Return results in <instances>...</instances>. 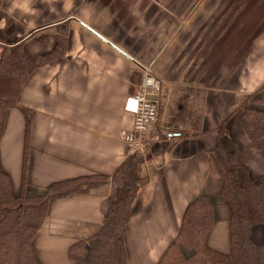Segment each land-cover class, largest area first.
I'll return each mask as SVG.
<instances>
[{
	"label": "crops",
	"instance_id": "1",
	"mask_svg": "<svg viewBox=\"0 0 264 264\" xmlns=\"http://www.w3.org/2000/svg\"><path fill=\"white\" fill-rule=\"evenodd\" d=\"M223 1L196 16L189 0H0V52L17 43L32 57L55 52L19 93V106L33 112L28 147L25 114L19 107L6 113L0 168L13 193L22 191L24 171L25 191L42 193L55 181L113 175L136 153L145 183L120 263L157 264L202 193L214 206L206 243L229 252L232 207L220 196L223 174L234 163L240 179L246 172L264 178V156L239 113L264 82V0ZM144 67L162 82L149 92L159 104L151 142L137 153L122 132L133 130L125 103L142 87ZM223 121L228 131L220 135ZM121 185L114 179L50 199L32 241L39 264H80L70 247L101 229ZM263 232L255 228L258 238Z\"/></svg>",
	"mask_w": 264,
	"mask_h": 264
},
{
	"label": "trees",
	"instance_id": "2",
	"mask_svg": "<svg viewBox=\"0 0 264 264\" xmlns=\"http://www.w3.org/2000/svg\"><path fill=\"white\" fill-rule=\"evenodd\" d=\"M55 50L60 52L61 45ZM54 55L52 51L32 57L21 43L3 45L0 52V136L8 109L19 107L27 120L28 147L33 112L19 106V93L30 74ZM239 113L244 128L264 156V82L247 97ZM225 121L219 127L220 135L228 131ZM218 146L222 147L220 142ZM227 154L231 158V154ZM114 179L121 180L122 185L108 199L101 229L69 249L70 257L80 264H121L124 229L131 216V207L145 183L138 175L137 154L129 155L113 175H83L55 181L42 193L25 191V171L22 191L13 193L9 174L0 168V264H39L32 241L39 222L46 217L50 199L73 192L86 193ZM220 196L232 207L230 251L222 252L206 243V235L214 223V206L210 197L202 193L187 205L177 236L157 264H264V232L260 238L255 233L256 227L264 230V178L252 177L246 172L240 179L238 165L232 163L223 174Z\"/></svg>",
	"mask_w": 264,
	"mask_h": 264
},
{
	"label": "built area",
	"instance_id": "3",
	"mask_svg": "<svg viewBox=\"0 0 264 264\" xmlns=\"http://www.w3.org/2000/svg\"><path fill=\"white\" fill-rule=\"evenodd\" d=\"M161 82L149 67H144L142 87L126 100L127 110L134 114V125L132 131L122 132V138L137 153L145 151L151 142L150 132L158 120L159 104L149 92L158 89Z\"/></svg>",
	"mask_w": 264,
	"mask_h": 264
},
{
	"label": "rangeland",
	"instance_id": "4",
	"mask_svg": "<svg viewBox=\"0 0 264 264\" xmlns=\"http://www.w3.org/2000/svg\"><path fill=\"white\" fill-rule=\"evenodd\" d=\"M177 1V0H176ZM186 1L185 0V4H186ZM216 0H189L190 2V8H191V14H195L196 13V16H198V13L199 12H205V14L208 13V11H210V9L213 7L214 3H215ZM227 0H224L223 2L225 3ZM181 4L179 5V8H181ZM198 7H202V11H199L198 10ZM205 8H208L207 10ZM214 13H215V10H211V16L209 17V21H213L214 20ZM196 22H198V18L196 19ZM194 31V30H192ZM196 35H195V39H197L198 37V31L196 29Z\"/></svg>",
	"mask_w": 264,
	"mask_h": 264
}]
</instances>
